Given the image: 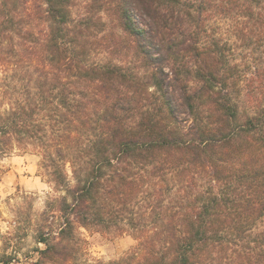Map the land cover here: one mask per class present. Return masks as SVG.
<instances>
[{"label": "trees", "instance_id": "16d2710c", "mask_svg": "<svg viewBox=\"0 0 264 264\" xmlns=\"http://www.w3.org/2000/svg\"><path fill=\"white\" fill-rule=\"evenodd\" d=\"M78 3L0 0V157L64 191L34 264H264V0ZM80 227L136 244L81 262Z\"/></svg>", "mask_w": 264, "mask_h": 264}, {"label": "rangeland", "instance_id": "374dc122", "mask_svg": "<svg viewBox=\"0 0 264 264\" xmlns=\"http://www.w3.org/2000/svg\"><path fill=\"white\" fill-rule=\"evenodd\" d=\"M65 171L72 180L69 163ZM48 172L42 166L41 152L35 148L14 149L0 157V256L11 255L10 264H34L37 248L45 247L36 239L38 226L44 224L42 213L52 198L64 194ZM79 234L82 250L77 259L81 262L118 259L136 244L129 233L107 234L80 227Z\"/></svg>", "mask_w": 264, "mask_h": 264}]
</instances>
